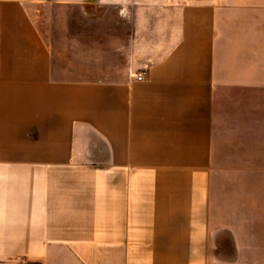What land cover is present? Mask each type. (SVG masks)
<instances>
[{"label": "crops", "instance_id": "crops-1", "mask_svg": "<svg viewBox=\"0 0 264 264\" xmlns=\"http://www.w3.org/2000/svg\"><path fill=\"white\" fill-rule=\"evenodd\" d=\"M258 18L264 0H0V264H264V222L210 226L218 144L264 176Z\"/></svg>", "mask_w": 264, "mask_h": 264}, {"label": "rangeland", "instance_id": "rangeland-1", "mask_svg": "<svg viewBox=\"0 0 264 264\" xmlns=\"http://www.w3.org/2000/svg\"><path fill=\"white\" fill-rule=\"evenodd\" d=\"M256 2L259 3L260 1ZM228 12L230 11L223 12L218 27L220 47L221 49L224 47L226 51L227 47H232L234 43L232 37L235 34L234 31L241 30L242 27L240 24L242 22L235 23L232 20L234 17H231ZM247 13L249 12L237 11L234 15H246ZM259 19L261 18H258L257 30H262L264 29V22ZM255 41L257 47H259L261 38L258 35H256ZM224 56L228 62H233L234 55L232 53H225ZM254 56L259 57V53ZM218 146L220 150L216 152L217 161L212 167L210 226L214 229H222V227L227 226L233 227L235 224L237 227L239 226L237 233L240 236H255L259 233V230L255 228L256 224L264 222V176L259 171L249 172L248 168L232 165L231 159L236 157L228 149H222V144H218ZM250 223L255 224L253 228ZM217 237L218 242L221 243L216 246L217 258H231L232 255L229 254L230 246L228 244L224 245V240H227L228 243L230 234L225 230H221Z\"/></svg>", "mask_w": 264, "mask_h": 264}, {"label": "built area", "instance_id": "built-area-1", "mask_svg": "<svg viewBox=\"0 0 264 264\" xmlns=\"http://www.w3.org/2000/svg\"><path fill=\"white\" fill-rule=\"evenodd\" d=\"M136 78H137L138 80H140V79L142 78V74L137 75Z\"/></svg>", "mask_w": 264, "mask_h": 264}]
</instances>
